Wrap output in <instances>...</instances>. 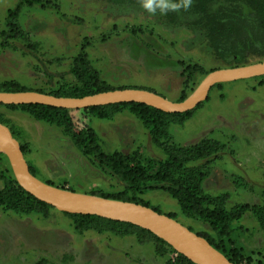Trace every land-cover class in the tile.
I'll return each instance as SVG.
<instances>
[{
	"label": "rangeland",
	"instance_id": "obj_1",
	"mask_svg": "<svg viewBox=\"0 0 264 264\" xmlns=\"http://www.w3.org/2000/svg\"><path fill=\"white\" fill-rule=\"evenodd\" d=\"M41 1L57 9L24 7L17 20L23 38L7 40L3 33L8 13L19 0H0V86L15 82L48 95L73 85L76 80L69 70L85 41L89 42V61L114 89L111 92L139 89L174 103L196 92L209 74L237 66L215 57L201 26L181 24L167 15V9L162 12L157 7L151 13L143 2L134 0ZM263 62L251 59L238 67ZM195 66L204 72L189 79L185 70ZM84 110H74L75 119L95 130L107 155H135L150 173L166 162L164 150L130 111L124 109L111 120H101ZM187 113L169 125L163 142L179 148L215 146L217 151L210 158L191 164L205 173L204 194L223 197L228 210L263 205L264 76L217 84L204 102ZM0 120L24 147L29 167L44 184L79 196L121 195L124 202L173 215L198 236L218 240L207 224L185 217L177 200L165 191L130 190L85 156L63 128L3 106ZM0 172L14 176L2 152ZM4 185L0 179V190ZM224 243L226 252L237 253L242 264H264V230L253 213H245L232 225ZM0 264L181 263L172 250L139 230L124 237L105 227L79 232L54 207L45 215L29 216L0 207Z\"/></svg>",
	"mask_w": 264,
	"mask_h": 264
},
{
	"label": "trees",
	"instance_id": "obj_2",
	"mask_svg": "<svg viewBox=\"0 0 264 264\" xmlns=\"http://www.w3.org/2000/svg\"><path fill=\"white\" fill-rule=\"evenodd\" d=\"M110 1L121 3L125 0ZM134 1L143 2V0ZM170 2L179 3L180 0H170ZM37 5L57 9L55 5L41 0H19L16 8L8 13L7 31L3 33L7 40H20L23 38L17 23L19 15L24 7L32 8ZM167 15L175 18L181 24L191 23L194 26H201L206 33V39L213 54L221 62L228 65L234 63L237 65L234 68H237L251 59L264 60V0H192L187 10L183 7L178 10L167 9ZM88 47L89 42L85 41L81 52L76 56L69 70L76 82L68 87L63 86L48 95L58 98H84L114 90L101 79L100 73L92 66L87 54ZM199 72L204 71L196 66L188 67L185 70V73L189 75V79ZM0 92H38L46 94L41 90L27 89L15 82L0 86ZM187 97L188 95L184 94L180 101H185ZM0 106L11 111L20 109L37 122L63 128L85 156L92 158L100 168L110 171L133 192L163 190L168 193L173 199L177 200L185 217L200 220L210 227L218 240L215 241L201 235L200 237L206 238L215 249L225 254L230 262L234 264L242 263L237 253L233 252L229 255L226 252L224 243V240L231 236L232 225L240 221L245 213L251 212L264 230V204L256 206L239 205L228 210L224 207L223 197L213 198L204 194L201 184L205 173L199 167H191V164L210 158L217 151L214 145L179 148L163 142L167 137L169 125L178 118L187 116L190 113H167L139 103L90 107L84 110L92 117L101 120H111L116 113L124 109L136 116L150 132L153 142L161 147L168 157L156 172L150 173L135 155L119 153L111 156L107 155L99 145L95 130L83 122L77 121L73 114L74 110L45 105ZM21 148L23 154H25L24 147L21 146ZM30 171L35 176L32 168H30ZM0 179L5 184L4 188L0 190V207L27 216L45 215L50 209H53L52 206L37 200L23 190L11 173L8 177L0 172ZM61 189L64 190V188ZM92 195L104 199L125 201L121 195L115 197L103 194ZM63 214L75 223L76 230L79 232L105 227L116 235L124 237L133 234L135 230H139L150 236L157 244L172 250L181 264H195L186 256L174 250L164 240L132 224L112 221L94 215ZM168 216L174 220L176 219L173 215Z\"/></svg>",
	"mask_w": 264,
	"mask_h": 264
},
{
	"label": "water",
	"instance_id": "obj_3",
	"mask_svg": "<svg viewBox=\"0 0 264 264\" xmlns=\"http://www.w3.org/2000/svg\"><path fill=\"white\" fill-rule=\"evenodd\" d=\"M260 76H264V62L256 65L215 71L206 77L195 98L191 99L188 97V99L181 103L171 102L158 94L144 90L124 89L84 98H58L38 92H0V105H45L67 110H77L124 103H139L167 113L184 114L194 110L200 103L204 102L213 86ZM0 138L3 140L6 148V151L2 153L9 159L16 181L23 190L37 200L63 213L86 216L94 215L112 221L132 224L149 231L156 237L164 240L172 248L174 247L167 238H177L192 246L207 264H234L215 249L205 238L193 233L177 220L148 207L97 197L75 199L54 194V191L57 190L71 196H79L50 187L37 179L30 171L19 141L14 138L10 129L1 123ZM174 250L176 249L174 248ZM176 251L191 260L187 255L178 250ZM191 261L198 264L193 260Z\"/></svg>",
	"mask_w": 264,
	"mask_h": 264
},
{
	"label": "bare ground",
	"instance_id": "obj_4",
	"mask_svg": "<svg viewBox=\"0 0 264 264\" xmlns=\"http://www.w3.org/2000/svg\"><path fill=\"white\" fill-rule=\"evenodd\" d=\"M150 58V57H149ZM150 64V63H149ZM157 66V65H156ZM199 90L198 89L196 92H194L191 96H189L191 99L195 98L196 95L199 93ZM165 110H167L166 108H164ZM0 151L1 152H5L6 151V148H5V145H4V142L3 140L0 138ZM54 191V190H53ZM54 194L58 195V196H61V197H68V198H75V199H91L89 197H83V196H71V195H68L66 193H63V192H59V191H54ZM167 240L172 244V246L182 252L183 254L187 255L191 260H193L194 262L198 263V264H207V262L196 252V250L186 244L185 242H182L181 240L177 239V238H167Z\"/></svg>",
	"mask_w": 264,
	"mask_h": 264
},
{
	"label": "clouds",
	"instance_id": "obj_5",
	"mask_svg": "<svg viewBox=\"0 0 264 264\" xmlns=\"http://www.w3.org/2000/svg\"><path fill=\"white\" fill-rule=\"evenodd\" d=\"M192 0H180L179 3H172L170 0H143V7L149 12L154 13L156 8H160L163 12L166 9L178 10L183 7L185 10L189 8Z\"/></svg>",
	"mask_w": 264,
	"mask_h": 264
}]
</instances>
